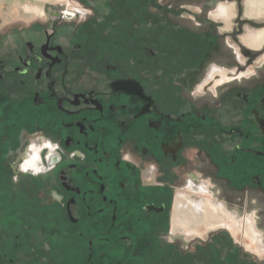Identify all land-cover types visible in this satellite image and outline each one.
<instances>
[{
	"label": "flooded vegetation",
	"instance_id": "flooded-vegetation-1",
	"mask_svg": "<svg viewBox=\"0 0 264 264\" xmlns=\"http://www.w3.org/2000/svg\"><path fill=\"white\" fill-rule=\"evenodd\" d=\"M62 2L0 0V264L264 250V0Z\"/></svg>",
	"mask_w": 264,
	"mask_h": 264
},
{
	"label": "rangeland",
	"instance_id": "rangeland-1",
	"mask_svg": "<svg viewBox=\"0 0 264 264\" xmlns=\"http://www.w3.org/2000/svg\"><path fill=\"white\" fill-rule=\"evenodd\" d=\"M11 3H15V0H11ZM40 3V2H39ZM64 2H60V6L63 8ZM207 200H204V204L203 205H199V218H205V220H208L209 223L213 224L215 226V228H218L221 225H225L227 227L230 228L231 233H234L235 235L239 232L240 227H239V222L234 219V217L232 215H228L229 213L224 212L223 210H221L220 208L217 207H210L208 206ZM208 208V209H207ZM222 213L226 214L225 216L222 215ZM247 231L250 232V230H252V226L248 223L247 227H246ZM217 231V230H216ZM219 231V230H218ZM217 231V232H218ZM241 241V240H240ZM239 243L241 244H246L248 249H255L254 252L257 253L259 255L258 257V262H260L259 264H264V250L262 248H253L252 244L249 242H232V241H217L214 245V252H213V261L214 264H231V263H227L225 262L224 259H226V256L229 254L228 252L230 251V254H235L236 257L238 255V253H236V246L235 245H239ZM261 250L258 251V250ZM233 251H235V253H233ZM260 252V253H259ZM239 256V255H238ZM246 258L248 260L249 263L251 264H256L255 263V259L252 257L251 254H247ZM157 264H160V261L157 262Z\"/></svg>",
	"mask_w": 264,
	"mask_h": 264
},
{
	"label": "crops",
	"instance_id": "crops-1",
	"mask_svg": "<svg viewBox=\"0 0 264 264\" xmlns=\"http://www.w3.org/2000/svg\"><path fill=\"white\" fill-rule=\"evenodd\" d=\"M64 0H54V2L58 3V2H62Z\"/></svg>",
	"mask_w": 264,
	"mask_h": 264
},
{
	"label": "built area",
	"instance_id": "built-area-1",
	"mask_svg": "<svg viewBox=\"0 0 264 264\" xmlns=\"http://www.w3.org/2000/svg\"><path fill=\"white\" fill-rule=\"evenodd\" d=\"M65 13V12H64Z\"/></svg>",
	"mask_w": 264,
	"mask_h": 264
}]
</instances>
